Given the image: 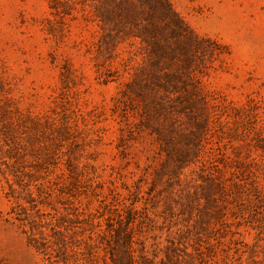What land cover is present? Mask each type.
Wrapping results in <instances>:
<instances>
[{
	"label": "rangeland",
	"instance_id": "obj_1",
	"mask_svg": "<svg viewBox=\"0 0 264 264\" xmlns=\"http://www.w3.org/2000/svg\"><path fill=\"white\" fill-rule=\"evenodd\" d=\"M168 1L0 0V264H264V0Z\"/></svg>",
	"mask_w": 264,
	"mask_h": 264
},
{
	"label": "trees",
	"instance_id": "obj_2",
	"mask_svg": "<svg viewBox=\"0 0 264 264\" xmlns=\"http://www.w3.org/2000/svg\"><path fill=\"white\" fill-rule=\"evenodd\" d=\"M97 5V14L102 27H112L120 20L126 21L131 27L136 28V36L142 39L152 49L157 48L159 59H164V52L158 48L161 27H166L180 39L188 43L187 31L184 23L174 11L168 0H91ZM192 44V43H190ZM189 44V45H190ZM188 46L180 47L186 50ZM163 65L161 61L158 67ZM158 76V75H157ZM163 89H168L161 78L156 83Z\"/></svg>",
	"mask_w": 264,
	"mask_h": 264
}]
</instances>
